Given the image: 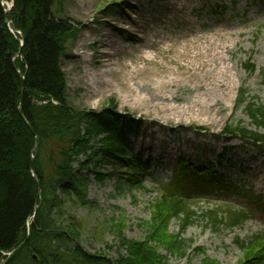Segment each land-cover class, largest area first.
Instances as JSON below:
<instances>
[{
    "label": "rangeland",
    "instance_id": "rangeland-1",
    "mask_svg": "<svg viewBox=\"0 0 264 264\" xmlns=\"http://www.w3.org/2000/svg\"><path fill=\"white\" fill-rule=\"evenodd\" d=\"M64 16L81 30L61 58L69 104L95 112L110 107L140 119L138 132L126 135L129 155L151 162L144 179L101 165L108 174L104 184L93 181L90 204L76 210L83 221L81 245L114 261L120 229L125 238L142 241V222H150L157 198L149 192L153 180L170 181L185 156L197 165L213 164L231 186L253 189L261 205L251 220L222 234L194 223L184 235L192 241L187 256L170 264H202L204 256L237 264L243 253L236 242L264 234V148L238 137L226 141L223 130L232 121L250 125L242 109L233 113L240 90L264 105V0H67ZM198 50L211 67L202 69ZM248 59L252 73L244 69ZM129 176L144 190L130 188ZM193 201L199 214L208 204L244 206L234 193ZM177 230L171 222L170 231Z\"/></svg>",
    "mask_w": 264,
    "mask_h": 264
},
{
    "label": "trees",
    "instance_id": "trees-1",
    "mask_svg": "<svg viewBox=\"0 0 264 264\" xmlns=\"http://www.w3.org/2000/svg\"><path fill=\"white\" fill-rule=\"evenodd\" d=\"M66 2L13 0L11 20L20 33L13 35L0 0V264H170L173 258L187 256L192 241L184 235L194 223L201 221L205 230L222 234L252 219L260 207L252 189L242 190L244 207L209 208L206 203L207 209L199 214L194 209L196 197L239 188L230 187L214 166L180 158L172 180H154L149 190L157 198L150 204V222H142L146 233L142 241L125 238L120 229L114 261L85 250L83 221L76 210L90 204L88 188L93 181L104 184L108 174L101 165L142 176L149 164L129 155L126 135L138 132L140 119L110 107L95 112L69 104L61 58L81 30L64 16ZM18 39H23L22 54L13 63L20 50ZM244 69L254 71L250 59ZM260 76L264 80V70ZM240 109L251 127L232 121L223 135L264 148V105L242 89L233 113ZM127 181L130 188L144 190L137 178L129 176ZM120 222L125 229L124 220ZM171 222L177 223V232L170 231ZM236 244L243 253L237 264H264V234ZM202 264L218 263L204 256Z\"/></svg>",
    "mask_w": 264,
    "mask_h": 264
},
{
    "label": "water",
    "instance_id": "water-1",
    "mask_svg": "<svg viewBox=\"0 0 264 264\" xmlns=\"http://www.w3.org/2000/svg\"><path fill=\"white\" fill-rule=\"evenodd\" d=\"M2 6H4V3H2ZM12 6H13V4H11L10 8H8V9H4V11H5V13L8 15V20H9V21H8V25H7V26H8L9 31H10L12 34H16L17 32H16V30L14 29L13 24H12V21H11V9H12ZM19 42H20V44H21V46H22V44H23V40H19ZM21 54H22V51H21V49H20L19 52H18V54L14 57V59H13V63H15V61L21 56ZM21 79H22V81H23V80H24V77L22 76ZM22 87H23V85H22ZM19 113H20V115H21L20 110H19ZM35 148H36V146H35ZM34 179H35V181L37 182L38 187H39V189H40V182H38V180L36 179V177H34ZM37 209H38V206L35 208V211H37ZM33 220H34V216L31 218L29 225L32 223Z\"/></svg>",
    "mask_w": 264,
    "mask_h": 264
},
{
    "label": "bare ground",
    "instance_id": "bare-ground-1",
    "mask_svg": "<svg viewBox=\"0 0 264 264\" xmlns=\"http://www.w3.org/2000/svg\"><path fill=\"white\" fill-rule=\"evenodd\" d=\"M9 7V6H8ZM206 53L208 54V51L206 50ZM195 58L197 59V60H201V59H203V60H201V64H202V69H204L205 67H207V68H209V67H211V65L209 64V60L208 59H206V55L204 56V54L203 53H201L199 50L197 51V53H196V55H195Z\"/></svg>",
    "mask_w": 264,
    "mask_h": 264
}]
</instances>
